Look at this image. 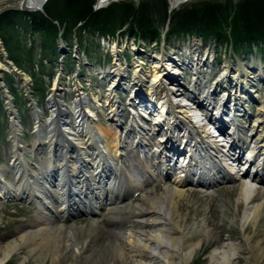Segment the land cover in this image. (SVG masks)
<instances>
[{
	"label": "bare ground",
	"instance_id": "obj_1",
	"mask_svg": "<svg viewBox=\"0 0 264 264\" xmlns=\"http://www.w3.org/2000/svg\"><path fill=\"white\" fill-rule=\"evenodd\" d=\"M184 1L186 0H169L171 11L175 6ZM108 2L109 0H97L96 6L101 8L107 5ZM19 3L20 8H26L28 11H39L40 9L44 10L46 0H22ZM94 20L96 21V18ZM13 21L17 27L20 26L19 30L22 31L19 33L13 31V35H16L17 39L19 36V39L25 38L24 29L27 31V26H29L28 16H25L24 20H22L21 15L19 17L14 16ZM169 39L167 40L170 45H165V41H163V49L171 53L170 48L174 41ZM206 39V42L200 44V40L189 38L184 44V50L180 49L183 54L176 57L178 61L172 60L171 56L177 54L172 53L169 57L167 54H164L166 58H162L161 56L162 59H165L162 61L163 63L160 62V52L155 48L157 44L149 47L145 41L136 42L133 40L131 47L127 49L128 53L132 56L129 66L123 55L118 60V54L112 53L114 54V59L111 62L112 67L121 68L124 66L125 69L129 68L130 71L135 72L137 67L143 64V70L140 69V73L147 77L148 86L152 90L144 89L143 93L137 94L139 100L146 103L144 107L141 106L143 111L136 113L137 118L139 117L138 114L143 112L148 114V109L157 111L156 104L162 97L159 88L166 82L169 84L168 89L172 94L171 97L174 101L177 100V105H175L178 107L176 114L170 115L166 120L159 119L160 117L157 116L156 123L155 120L151 123L156 128L154 130L155 134L159 133L164 136L165 133L166 138L168 137L167 141H163L162 150L165 153L164 157L166 156V159L168 158L170 163L172 162L171 156L176 151L175 149H178V151H189V149H184L186 145L183 143L186 141H182L180 138L182 131H186L189 137L187 144L194 142V148L200 150L208 149V142L205 136L200 134L193 137V135L197 133L196 128L200 127L198 123L205 119L204 115L206 110H208V102L210 100L211 103L216 104L217 109L213 111L215 113L222 112L221 114L223 115L221 121L218 117L215 119L218 125L224 124L223 119L227 120V118L229 120L234 118V121H246L249 125L246 132H243L245 135L244 139L249 144L252 143L254 148L264 149V61L256 64L258 66H255V64L248 65L243 60L238 61V63L233 65L232 73H235L236 68L240 67L241 70L243 68L247 70L248 75L244 76L242 74L241 77H237L226 73L227 79H221L217 82L215 79L214 81H210L208 80L209 72L205 75L201 70L202 67L200 68L201 65L203 68L208 69L209 65L212 64L211 58H214L212 57L214 52L210 39L208 37ZM257 41L261 47H264L263 40ZM126 42L130 43L128 40ZM199 44L200 47L197 48ZM228 44L224 43L223 52L227 50ZM107 47L110 48L111 45L109 44ZM257 50L258 48L255 51V56L264 58ZM148 52H151V55ZM0 55L2 58L0 60V72L2 70H4V73L8 72L10 67L3 60L6 57L2 51V47H0ZM147 58H149L148 61H146ZM166 62L168 63L166 64ZM197 62L199 64L196 66L195 63ZM79 64L80 62L77 63V65ZM79 66H81L80 69L87 67L81 64ZM197 67L198 73L194 75L192 72V75L195 77H190V75H187V77L183 76L186 74L184 70L196 69ZM164 68L170 69L165 75L163 74ZM199 73L203 74L200 76ZM90 74L94 76V73L90 72ZM105 74L108 77L110 75L106 72ZM124 75L120 77V75L116 74L112 78V81L108 85L110 90L121 89L123 86L119 87L117 85L121 80H124L121 84L127 86V90L129 87L131 88L130 91L138 88L137 85H143L144 83V77L142 81L132 84L133 80L130 79V76L125 73ZM100 76L104 80L102 74ZM232 78L235 79L232 80ZM65 80L64 76L52 79L51 83H54L53 86L50 85L53 92L48 98L47 104L49 106L44 111L42 108H39V113H37V108L34 110L35 114H37H33L35 117L33 123L30 125V130H21L22 125L27 120L22 124L18 118L8 122L10 125L8 133L9 141L12 144L10 157L16 179L14 178L13 182L0 181V195L4 197L8 195L13 199L20 197L27 202L30 201L37 210L39 207L37 214L45 219L50 214L57 219H63L70 216V211L82 210L83 208L92 214L105 212V209L113 212V207L106 208L105 206L112 202H117V199L123 196L120 195L122 190L125 189V191L130 192L145 186L138 184L137 181L133 182L132 176L130 177L131 182L127 174L119 176L118 180L114 179L107 186L105 182L101 183L100 178L97 176L87 180L81 171H85L88 168L85 163L90 164L91 167H98L99 172L103 171L107 165V160L111 159L112 161L114 159L115 154L111 153V150L113 151L114 148L113 136L115 137L120 134L122 137L123 131H126L129 127L124 126L121 130L116 129L114 131L111 127L118 126L120 121L113 122L110 127L108 123L103 124L99 120V109L96 105L103 102V96L101 95L106 89L99 92L98 87L95 85L90 86L93 92H87L82 89L83 92H79L76 95V100H74V95L78 91L73 93V98H69L70 93L69 91L64 92L67 88L62 84ZM20 81L18 83L21 84L22 88L30 89L28 79L23 78ZM78 84H80L79 81ZM203 87L207 88V92L203 90ZM74 88L77 89L76 87ZM177 88L183 89L184 96L182 98L176 99L177 94H182V92L176 93ZM35 89H41L37 86L33 89V96L37 100L36 92L38 90L36 91ZM45 91H50V89L48 88ZM186 94L193 98L190 100ZM254 96L260 98L261 103L258 105L256 114L251 116V114L246 113L245 107ZM68 98L70 101L71 99L73 100L68 102ZM200 99L202 103L206 102L207 105L202 104ZM133 101L136 102V100ZM218 101H227L231 104H219ZM114 103L115 106L118 105V102H111L110 108L114 109ZM58 112H60V118L57 117L58 119L56 120L55 117L58 116ZM157 113L158 111L154 114L155 118ZM7 115L8 119H10V115L12 114L8 112ZM14 117L16 118L17 116L13 115ZM161 120H163V123H161ZM61 123L66 125L65 129L61 127ZM40 125L46 127V130L49 129L47 136H44L46 133L42 132V127L39 129ZM202 125L204 126V124ZM94 128L99 131L100 135L95 134ZM144 131L142 130L141 133H144ZM36 132H39L42 138H37ZM19 133H29L35 136L36 140L34 142L23 141L19 138ZM49 135L50 137H48ZM226 136L228 137L229 135ZM159 137L162 138V136ZM159 137H156V141ZM84 138H89L88 144L81 143L83 141L80 140ZM45 144L51 151L59 149L61 152V149L64 150V155H61V158L55 164L58 170L60 169L59 173L55 171L52 174V169L55 166H52V161L49 159L41 161L43 168H40V172L34 173L36 177L38 175L44 177V183L40 186V184L30 182V178H28L30 162L25 155L29 147L37 152ZM188 155H190L189 159L191 158L190 160L193 162L192 167L200 176V181L210 182L209 180L213 178H219V173L216 174L210 161L194 155L193 149L188 152ZM196 161L198 163H195ZM63 162H65V165ZM60 165L66 167V169H62L61 171ZM165 167L163 164L158 166L163 171H165ZM1 172H3L2 168H0V174ZM93 183H97L98 185L96 184L97 186H95ZM258 186V184H254L251 187L247 184L239 185V192L234 202L240 203L242 207L236 223L243 237L238 242L231 238H227L221 242L218 241L217 231L206 225L203 219L198 223L193 221L191 226L186 224L184 216L179 213V203L185 198V191L187 189L192 190L193 188H185V185L179 182V180L172 181V179L165 182L163 190L159 195L151 196L149 193H143V201L136 204L128 200L125 207L122 208L124 209L123 212H117L118 217H111L109 220L110 226L106 228L100 226L95 221H91L84 225L73 224L66 227H56L53 234L49 230L43 231L39 241L31 238L28 240L24 238V240L31 243L34 249L40 248L41 253L43 251L49 252V255L51 254V264H189L197 248L205 240L215 241L216 239L218 242L209 251L207 264H239L237 255L239 250L242 249L245 250L243 252L245 256L244 264H264V224H261V222L264 223V196L255 200ZM94 188H97V190H94ZM40 196L43 198L47 196V199H50L42 200L39 198ZM230 222H234L233 217L230 219ZM261 226L262 228H260ZM248 228H250L249 232L245 233ZM257 229H259V232H257ZM16 246V243H11L2 254L0 250L2 256L0 264H2L1 262L8 257V254Z\"/></svg>",
	"mask_w": 264,
	"mask_h": 264
},
{
	"label": "rangeland",
	"instance_id": "obj_2",
	"mask_svg": "<svg viewBox=\"0 0 264 264\" xmlns=\"http://www.w3.org/2000/svg\"><path fill=\"white\" fill-rule=\"evenodd\" d=\"M21 1L22 0H0V15L4 16L5 20L8 19L10 21H13L14 16L19 17V15L22 16L24 13H27V11L23 12L19 7V2ZM249 1L254 2L255 0H186L183 3L175 6L173 10L169 12V0H109L107 5L102 6L101 8L99 6H96L97 0H94L91 6V11L98 14V16L96 15L97 18L106 16L107 22L103 21V19L101 21L94 20L93 22H91L90 19L84 17L83 19H74V17H72L73 13L68 9L67 6L62 3L61 0H46L43 12L46 13L45 7H47L48 5V7H50L49 10L55 13L56 19H53L51 21L56 24V29H54L55 32L58 34H62L65 45L72 46L74 45V42L79 41V43L81 44V51L88 54L91 61L95 60L100 63L101 59H103V61L105 62H108L109 56L105 58L103 55H101L100 59V55L98 51H96V49H98L99 43H97L96 37L93 38V35L95 33L90 34L94 31H96L97 33L99 32L100 34L103 33L105 37H107L108 35H114L112 37L114 40L116 39V33L119 32V30L123 31V35L127 34V36H130V34L133 33L136 36H140L141 31L139 30L141 29L143 23L147 22V24L145 23L146 25L144 26H149L151 30L153 29L157 33L152 38L150 37V35L152 36V33H146V36L143 37L146 42H152V46L154 44L153 41H155V39L157 38V41H160V39H162L163 41H167L168 43L167 38H170L169 40L174 39V37H172L173 35H169L170 29H168L169 24L172 23L174 16L180 17L185 12L192 11V13H197L200 10H215L218 8L221 9V7L222 12L220 13V15L223 16V19L219 22V25L222 29V35L224 36L222 44L231 42L235 53L239 55L240 53H247L248 55L250 54V51H253V48H251L248 40L246 39L241 40L240 43L238 42L240 40L238 30H240L241 28L243 17L244 19L246 18L247 23H250V21L252 20L250 17L252 16L253 11L250 6L245 5L244 7H242V3ZM143 3L145 4L144 6L142 5ZM107 8L109 11L107 13L106 11L103 13L102 11L106 10ZM240 8L241 11L239 14ZM142 9L144 11H142ZM140 10L142 13L140 12ZM43 12L41 13L40 11L32 10L28 11V13L30 14L34 13L44 15L49 19L48 13L44 14ZM148 19L150 20L147 21ZM5 20H1L0 25L3 24ZM10 23L13 26L4 27V31L12 30V33L13 31H16L18 33L21 31L19 30L20 26L17 27L14 21ZM95 23L97 24V26L93 28V25ZM189 24L190 26H194V23ZM2 29L1 31H3ZM24 31L26 35L25 38L19 39V36V38L17 39V36L15 35L14 40L11 41V44L9 46L12 49L14 58H16L17 60L16 62H18V64L15 62L16 64H13L14 66L11 65L9 71L14 69L13 71L18 72L19 76L18 74L14 75L12 73L6 74V72L4 73V70L0 72V168H2L3 170V172H1L0 174V181L6 180L13 182V179L15 178L14 170L9 166L12 144L9 141V135L6 129L8 125L5 123L6 113L4 112V106L6 103L5 100H8V98L7 96L6 99L4 98V91H2L1 89V87H4V85L2 84L7 82L6 80H9V85L14 94V102L16 103L11 105L12 110L17 113L20 112L19 115H21V117H24V119L22 120V123H24L26 120H29V114L26 112L25 101L22 98V90L18 89L20 83H18L17 80L21 82L20 80H23V78L28 79L30 83V90H33L35 86L40 88L41 90L35 89L36 91L38 90L36 92V97L37 101L40 103L42 96L46 92L45 90L52 81L51 77L55 76V71L60 65L58 59V57H60V54L59 51H57L59 44H56L57 40L54 39V35L48 38L52 47H48L47 45H45V47L39 45L42 40V36L39 32L31 30L30 26H27V31L25 29ZM86 31L87 33H85ZM201 33L204 32L199 33L197 31V33H193L190 31H185L182 34L177 35H180V38L185 39L187 37L199 36ZM262 33H264V28ZM119 35L121 34L119 33ZM139 36H137V38ZM211 36L213 35H209L207 37L212 38ZM224 39L226 40L224 41ZM29 40H31V42L34 40V42L31 44V52L29 53L31 57L30 61L26 60V53L30 48L29 45H27L29 44ZM262 40L264 41V39ZM82 41L84 42L82 43ZM25 44L27 45L26 47L24 46ZM0 47H2V51L6 57L8 53H6L7 51H5L4 49L5 47L1 38ZM54 49L55 55L52 56L54 58L51 59L49 58V55H52ZM175 49L176 48H174L173 50ZM217 51L220 52L218 54V61L216 63L213 62V64H220L221 66L220 57L222 56L223 52L220 48V45L218 46ZM257 51L259 53L264 52V47L258 46ZM125 56L127 60H129L131 57L128 52H125ZM67 57L68 60L65 63V67L67 64L70 69H74V65L76 64L74 62L72 54L69 53ZM0 60H2L1 55ZM63 61H65L64 58ZM216 65L212 66V68L214 69L213 72L216 71ZM84 70L86 71V68H84ZM188 72L190 74L192 73L189 70ZM65 76L66 75H64V77ZM209 76L213 77L211 74ZM12 77L17 79L15 83L12 82ZM7 94L8 96H10L11 92L8 91ZM17 104L19 105L18 111ZM25 124L24 126L26 127ZM23 137V140L28 142H34V140H36L35 136L29 133H25ZM46 148V146H42V148H40L37 152L29 149V151L26 153V156L28 157L30 162V170L36 171L34 170V167L39 165V162H37V160L38 158L45 157L42 155L41 151L43 152ZM154 187V190L151 189L148 192L149 194H151V196L159 195V193L163 190V187H161L159 183ZM185 188H193L192 190L187 189L185 191L186 196L181 200V203H179V213L180 215L184 216V222L186 224L191 226L193 221H196L198 223L201 221V219H203L205 220L206 225L217 231L218 241L221 242L222 240H225L227 238H231L236 242L241 241L243 234L239 232L238 224L236 222L239 213H241L240 211L242 207L240 203L234 202L235 197L239 192V185H224L215 187L213 189H207L205 192H200L198 188L192 185L191 187L186 186ZM263 196L264 191H258L257 195H255V200H258ZM128 198L129 200L131 199V203L134 204L143 201L141 192H139L137 195L128 196ZM125 204V200L121 203L110 204V206L115 210L110 213L105 212V214L92 215L85 213V211H83L82 213L79 211H74L71 217H66L64 219H57L53 215L45 219L37 214V210H35V207L32 205V203L27 204L25 200L19 197L13 199L8 195H6V197L3 196V198L0 199L1 254L6 249H8V245H10L11 243H16L17 246L1 263L51 264V254L49 255V252L46 253V251H43L41 253L40 248L34 249L33 245L31 243L25 242V240L31 238L37 239V241H39L41 238L40 236L43 234V231L49 230V232H52L53 234L55 233L54 228L56 227H66L73 224L84 225L91 221H95L96 223H99L100 226L106 228L107 226H110L109 220L111 217H118L119 215H117V212H123L124 209L122 208L125 207ZM232 217L234 220L233 223L230 222V219ZM261 224L264 223L261 222ZM260 228H262V226ZM259 229H257V232H259ZM249 230L250 228H248L245 233H248ZM24 238L26 239L24 240ZM218 241L217 239L215 241L205 240L202 245L197 248L194 257L189 264H207L209 258L208 253ZM244 251V249L239 250V253L237 255L239 264L245 263V256L243 255ZM1 254L0 259L2 258Z\"/></svg>",
	"mask_w": 264,
	"mask_h": 264
},
{
	"label": "trees",
	"instance_id": "obj_3",
	"mask_svg": "<svg viewBox=\"0 0 264 264\" xmlns=\"http://www.w3.org/2000/svg\"><path fill=\"white\" fill-rule=\"evenodd\" d=\"M61 1L73 13L72 17H74V19L75 18L76 19H83V17H84V18L90 19V21L93 22V20L96 18V21H99V20L101 21L103 19V21L107 22L106 16H104L102 18H97L98 14L91 11V6H92V3L94 2V0H61ZM142 5L144 6L145 4L143 3ZM245 5L250 6V8L253 11L252 16L250 17L252 20L250 21V23H247L246 18L245 19H244V17L242 18L243 22L241 21L242 22V24L240 23L241 28H240V30H238L239 36H240V40L238 42L240 43L241 40H245V39L248 40V42L264 39V35H263L264 33H262L263 28H264V25H263V22H264V0H255L254 2L249 1V2L242 3V7H244ZM241 8L239 9V14H240ZM49 9H50V7H48V5H47V7H45V10H46V13H48L49 19L44 15L34 14V13L30 14L28 12L24 13L22 16H24V15L28 16L30 29L33 31L39 32L40 35L42 36V40L40 42V45L41 46L47 45L48 47H52L50 45V41L48 38L54 35V39L57 40L59 34L56 33L54 30V29H56V24L53 21H51L53 19H56L55 13L51 12ZM143 9H142V11H144ZM105 11L107 13L109 11L108 8L106 10H103L102 12L104 13ZM140 12H141V10H140ZM221 12H222V7H221V9L218 8L215 10H207V9H206V11L200 10L197 13L196 12L192 13V11L191 12H185L180 17L174 16L172 23H170L169 27H168V29H170L169 35L171 36L174 34H176V35L182 34L185 31H190L193 33H196L198 31L199 33L204 32V33H201L204 37H207L209 35H213L211 37L214 38L217 42H222L224 36L222 35L223 34L221 32L222 29L219 25V22L222 21V19H223V16L220 15ZM255 15H257V16H255ZM1 20H5V18H4V16L0 15V21ZM149 20L150 19H148L147 21H149ZM10 22H13V21L6 19L5 22L0 25V37L3 41V45H4L8 55L10 56V58H13L16 62L17 60L13 56L12 49H11V47H9L11 44V41L14 40L15 36L13 35L12 30L4 31V27L13 26ZM145 23L147 24V22H145ZM145 23H143V25L141 26V29L139 31H141V33L144 36H146V33H150V34L152 33V36L150 35V37L151 38L154 37L157 32L153 29L151 30L149 28V26H144V25H146ZM189 23H194L193 24L194 26H190ZM96 26H97V24L95 23L93 25V28ZM2 27H3V29H2ZM1 29L3 31H1ZM225 40L226 39H224V41ZM54 51H55V49H54ZM30 52H31V49H28V51L26 53L28 58H30V55H29ZM16 63L18 64V62H16Z\"/></svg>",
	"mask_w": 264,
	"mask_h": 264
},
{
	"label": "built area",
	"instance_id": "obj_4",
	"mask_svg": "<svg viewBox=\"0 0 264 264\" xmlns=\"http://www.w3.org/2000/svg\"><path fill=\"white\" fill-rule=\"evenodd\" d=\"M120 32V31H119ZM119 34V33H118ZM189 38H194V39H197V40H200V44L202 43V40L198 37V36H196V37H187V38H185L184 40L182 39L181 41H178L177 42V44H178V47H180L179 49H175V50H172L171 51V53H169V52H167V51H165L164 50V52H161L160 53V62H162L166 57H165V55L164 54H167V56L169 57L172 53H177V54H175L174 56H171L172 57V60H177L178 61V58L176 59V57H178V56H180V55H182L183 53H182V51H180V49L181 50H184V47H185V42H187V40L189 39ZM99 40H100V43H102V46L105 48V49H108V45L110 44L111 45V47L109 48V52H110V54H112L113 52L114 53H117L118 54V56H117V59L119 60L120 59V57H122V55H123V53H121V52H123L124 50H127L128 48H130L131 47V45H132V42H133V40H135L134 39V37H128V36H124V37H122V36H119V38L117 39H113L112 38V36H107V37H104V36H101L100 38H99ZM126 40H128V41H130V43H127L126 42ZM136 41V40H135ZM142 40H137L136 42H141ZM122 44H123V46H122ZM139 44V43H138ZM200 44L199 45H197V48L198 47H200ZM154 45V44H153ZM123 48V49H122ZM121 50V51H120ZM148 51V50H147ZM146 51V52H147ZM150 51V50H149ZM120 52V53H119ZM166 52V53H165ZM213 52H214V54H213V56L212 57H214V58H211V60H212V63L213 62H216L217 60H216V58H217V56H218V53L213 49ZM148 54L149 55H151V52L149 53L148 52ZM112 56H113V59H114V54H112ZM161 56H162V58L163 57H165L164 59H162L161 58ZM168 57H167V59H168ZM211 57V56H210ZM248 58H250V59H248ZM194 60V59H193ZM241 60H243V61H245L246 63H248V65H252V64H255V66H258V65H256V64H258V63H260L259 61H258V59L257 58H255L253 55H250L249 57H241V59H229V60H224V59H222V61L220 62L221 63V66H220V69H221V71H220V73H219V75L220 74H222V73H224V74H222V75H220V77L219 78H221V79H226V73L227 74H232L233 76H237L238 77V75H240V67H237L236 68V72L235 73H232V69H233V65L235 64V63H238V61H241ZM229 61V62H228ZM194 62V61H193ZM163 63V62H162ZM168 62H166V64H167ZM199 64V62H197V63H195V65L197 66ZM143 65V64H142ZM141 64L137 67V69L135 70V72H134V74H136V77H137V81H142V79H143V77L145 78L144 79V83H143V85H144V87L147 89V90H150L151 88H149V86H148V79H147V77H145V75H142L141 73H140V69H142L143 70V66H142ZM124 67V66H123ZM123 67H121L120 69H123ZM202 67V68H201ZM116 68V67H115ZM200 68H201V70H202V72L206 75V74H208V70H209V67H208V69L207 68H203V66H201L200 65ZM128 70V69H127ZM127 70H124V71H127ZM169 70L170 69H167V68H164V72H163V74L165 75V74H167L166 72H169ZM243 70L245 71V74H247V70H245L244 68H243ZM185 72H186V74H184V75H186L187 76V69L186 70H184ZM190 72H193V74L194 75H196L197 73H198V67L196 68V69H192V71H190ZM125 73V72H124ZM196 73V74H195ZM203 73H199V75L201 76ZM183 75V76H184ZM191 75H192V73H191ZM194 75H192V76H194ZM248 75V74H247ZM185 76V77H186ZM195 77V76H194ZM193 77V78H194ZM218 78V79H219ZM130 79L131 80H133L132 81V84H135L136 83V81H135V77L133 76V75H131L130 76ZM233 80L235 79V78H232ZM124 80H121V82L120 83H122ZM125 84V83H124ZM166 84V83H165ZM122 85V84H121ZM124 88H126L127 89V86H124V85H122ZM137 87L138 88H135V90H139V85H137ZM130 88V87H129ZM161 88H159V91H161L160 90ZM141 93H143V91H139L138 92V94L140 95ZM112 100H115L114 102H118L120 99H119V97L116 95ZM135 100H137L138 102L136 103V102H134L133 101V103H132V105H131V110H132V112H134V113H136V110L138 111H142L143 110V108L141 107L142 105H144V104H146L145 103V101H140L139 100V98H137V99H135ZM111 102H113V101H111ZM140 102H142V104H140ZM127 104V103H126ZM134 104H137L138 106H136V108L135 107H133V105ZM127 107H129V104H127ZM118 108V111H116V113H118V114H115L116 116H118V119H120V121L121 122H123L124 121V119H122L121 118V114L122 113H120V111L122 110L121 108H120V106L119 107H117ZM109 110L111 109V108H108Z\"/></svg>",
	"mask_w": 264,
	"mask_h": 264
},
{
	"label": "water",
	"instance_id": "obj_5",
	"mask_svg": "<svg viewBox=\"0 0 264 264\" xmlns=\"http://www.w3.org/2000/svg\"><path fill=\"white\" fill-rule=\"evenodd\" d=\"M22 2V1H21ZM169 7H170V2H169ZM21 10H26V11H28L26 8H23V7H21ZM41 13L43 12V10L42 9H40L39 10ZM171 11V7H170V9H169V12ZM44 13V12H43ZM44 14H46V13H44ZM60 51L61 52H65L66 51V49L65 48H61L60 49Z\"/></svg>",
	"mask_w": 264,
	"mask_h": 264
}]
</instances>
